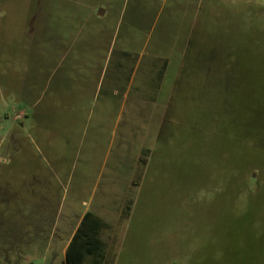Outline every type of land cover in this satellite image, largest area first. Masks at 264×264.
<instances>
[{
	"label": "rangeland",
	"instance_id": "1",
	"mask_svg": "<svg viewBox=\"0 0 264 264\" xmlns=\"http://www.w3.org/2000/svg\"><path fill=\"white\" fill-rule=\"evenodd\" d=\"M59 1L66 52L0 0V262L31 208L96 213L108 264H264V0Z\"/></svg>",
	"mask_w": 264,
	"mask_h": 264
},
{
	"label": "crops",
	"instance_id": "2",
	"mask_svg": "<svg viewBox=\"0 0 264 264\" xmlns=\"http://www.w3.org/2000/svg\"><path fill=\"white\" fill-rule=\"evenodd\" d=\"M140 1L136 2V4H139ZM52 4L53 12L50 13L49 18L46 19L54 23L50 26V29L46 28L47 30H45V36H51V38H53L50 41L52 42L50 46L54 52H66L67 46L70 44V37H73L72 32L75 34L74 29H70L68 22L74 18L68 12L65 2L53 0ZM30 211H32L31 208L27 210L20 209L19 212H17L16 220L19 223H16L14 220V225L18 231L15 233L14 237H12L13 242L11 246L8 245V247H6V245H3L1 247L2 250L11 248L13 250V254L11 251L4 250L6 252L3 256H7L8 253L12 254L15 260L8 261L12 262V264H29L35 258H42L47 261L48 257L54 258L55 262L60 261L61 264H66V251L68 246L81 222L83 215L88 211L85 210L83 212L76 225L74 227L72 226L71 230L69 228L66 237L63 235L62 238H60V236L53 238L52 232L49 233L48 236H43L45 234V224H43L44 220H42V223H38V221L35 223L27 221V217L29 216L28 212ZM6 225L9 224L5 222L4 226ZM38 246L40 248H38ZM48 252H53L54 256H47ZM0 264L3 263L0 262Z\"/></svg>",
	"mask_w": 264,
	"mask_h": 264
},
{
	"label": "trees",
	"instance_id": "3",
	"mask_svg": "<svg viewBox=\"0 0 264 264\" xmlns=\"http://www.w3.org/2000/svg\"><path fill=\"white\" fill-rule=\"evenodd\" d=\"M109 224L86 212L66 251V264H108V243L103 239Z\"/></svg>",
	"mask_w": 264,
	"mask_h": 264
}]
</instances>
